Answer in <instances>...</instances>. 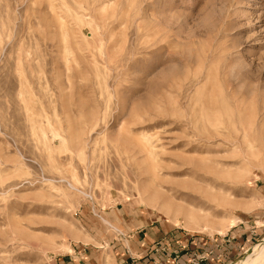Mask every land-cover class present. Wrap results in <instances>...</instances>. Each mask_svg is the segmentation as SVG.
Returning <instances> with one entry per match:
<instances>
[{
  "label": "rangeland",
  "instance_id": "374dc122",
  "mask_svg": "<svg viewBox=\"0 0 264 264\" xmlns=\"http://www.w3.org/2000/svg\"><path fill=\"white\" fill-rule=\"evenodd\" d=\"M137 222L173 264L264 245V0H0V264Z\"/></svg>",
  "mask_w": 264,
  "mask_h": 264
},
{
  "label": "crops",
  "instance_id": "0c3cea01",
  "mask_svg": "<svg viewBox=\"0 0 264 264\" xmlns=\"http://www.w3.org/2000/svg\"><path fill=\"white\" fill-rule=\"evenodd\" d=\"M140 225L141 223L137 222L134 226H137L138 230L134 229L128 231L127 236L123 235L118 243L112 248L109 247L110 250L112 249L111 253L114 258L112 264H173L172 259L176 252L177 244L182 243L184 248L189 246V241L184 236L182 239L179 237L175 240L176 242H174L173 239L168 236L169 232H161L163 229L162 227L160 230H157L158 234L153 228L144 227L140 229ZM130 233H132L131 236H129ZM168 243H171L173 247ZM156 244L161 245L163 248L162 252L154 253ZM168 246L169 248L167 249L166 247ZM189 248L198 250L199 245H195V247L192 245ZM72 251L73 254L65 255L63 258L59 259L57 264H104L101 258L103 253L98 251V248L95 249V247L82 244L80 246H73ZM134 253L139 255L136 260L134 259ZM190 259L191 257L188 255H182L180 256L178 264H190Z\"/></svg>",
  "mask_w": 264,
  "mask_h": 264
},
{
  "label": "bare ground",
  "instance_id": "6f19581e",
  "mask_svg": "<svg viewBox=\"0 0 264 264\" xmlns=\"http://www.w3.org/2000/svg\"><path fill=\"white\" fill-rule=\"evenodd\" d=\"M106 2V1H105ZM115 16V15H114ZM253 127L252 125H249L248 128H251ZM148 139V138H147ZM149 141V140H148ZM149 144V143H148ZM149 151H150V154H152L153 152V146L152 144H149ZM149 154V155H150ZM164 208H168L170 209V205H167V204H164ZM161 215V214H160ZM184 217H185V224H184V228L185 229H193L195 231L198 230V231H207L209 230L208 226H203V227H200L199 223H202L204 217L201 216V214L199 213H196L192 210H187L185 213H184ZM167 218V217H165ZM177 220V219H176ZM177 222V221H175ZM110 223V222H109ZM108 224V223H107ZM110 226V224H109ZM112 228V227H111ZM114 229V228H113ZM212 230V229H210ZM116 231V229H115ZM225 231V228L222 227L218 230V232H223ZM79 238V237H78ZM70 250V248L68 249ZM254 250V253L253 255H249L245 260L241 261L240 264H264V245H262L261 247H256ZM246 254V253H245Z\"/></svg>",
  "mask_w": 264,
  "mask_h": 264
},
{
  "label": "built area",
  "instance_id": "2783aa9c",
  "mask_svg": "<svg viewBox=\"0 0 264 264\" xmlns=\"http://www.w3.org/2000/svg\"><path fill=\"white\" fill-rule=\"evenodd\" d=\"M164 251V250H163Z\"/></svg>",
  "mask_w": 264,
  "mask_h": 264
}]
</instances>
